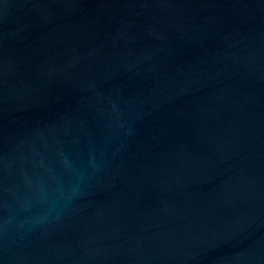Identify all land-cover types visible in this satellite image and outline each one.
I'll return each instance as SVG.
<instances>
[{
  "label": "water",
  "instance_id": "obj_1",
  "mask_svg": "<svg viewBox=\"0 0 264 264\" xmlns=\"http://www.w3.org/2000/svg\"><path fill=\"white\" fill-rule=\"evenodd\" d=\"M0 264H264V0H0Z\"/></svg>",
  "mask_w": 264,
  "mask_h": 264
}]
</instances>
